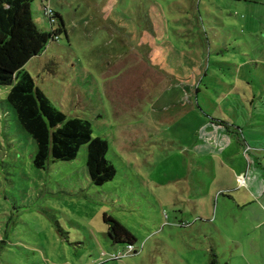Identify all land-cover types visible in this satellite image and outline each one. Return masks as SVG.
<instances>
[{
  "label": "rangeland",
  "instance_id": "rangeland-1",
  "mask_svg": "<svg viewBox=\"0 0 264 264\" xmlns=\"http://www.w3.org/2000/svg\"><path fill=\"white\" fill-rule=\"evenodd\" d=\"M47 6L66 32L24 68L57 109L92 124L116 176L91 183L87 146L74 161L37 169V145L7 102L11 87H2L0 264H242V247L250 262L264 264V228L240 230L251 227L253 210L240 215L225 203L248 199L249 175L264 191V95H254L264 76L253 65L234 67L238 49L224 42L229 30L219 29L224 40L213 41L211 26L231 24L223 2ZM32 15L45 32L60 26L45 17L41 0ZM234 152L241 155L230 162ZM231 163L246 172L245 189L234 195L221 191ZM107 212L137 238L136 252L111 241Z\"/></svg>",
  "mask_w": 264,
  "mask_h": 264
},
{
  "label": "trees",
  "instance_id": "trees-1",
  "mask_svg": "<svg viewBox=\"0 0 264 264\" xmlns=\"http://www.w3.org/2000/svg\"><path fill=\"white\" fill-rule=\"evenodd\" d=\"M35 1L0 0V89L11 87L7 102L21 128L37 145L33 157L37 169H46L50 162L74 161L80 149L87 146L90 181L94 186H103L116 176V168L106 159L107 142L93 138L92 124L88 120L68 117L57 109L24 68L31 59L42 55L50 42H57L66 32L60 15L54 10L51 17L45 14L49 0H41L44 15L52 26L57 20L60 26L51 33L41 30L33 20ZM103 220L113 243L132 246L136 252L137 238L126 226L108 212L103 214Z\"/></svg>",
  "mask_w": 264,
  "mask_h": 264
},
{
  "label": "crops",
  "instance_id": "crops-1",
  "mask_svg": "<svg viewBox=\"0 0 264 264\" xmlns=\"http://www.w3.org/2000/svg\"><path fill=\"white\" fill-rule=\"evenodd\" d=\"M220 1L223 2L222 13L224 14V16L232 20L231 24H229V22L227 24L224 23L222 27L211 26V30L214 31L213 41L217 42L220 39L224 40L219 34V29H221L222 31L229 30L230 40L228 42V40H226L225 38L224 42L226 48L232 49L233 46L235 49H238L236 55L237 57H239V59L234 60L236 62V64H234V67H240V69H242L243 67H247L248 65H253L256 71H260L264 76V0ZM229 49L227 51H230ZM238 72L240 73V71ZM243 78L246 85L251 86L250 82L248 81V72L243 76ZM199 88H196L197 92L200 90ZM191 91H194L193 88H191ZM259 93H262V95H260ZM187 94V90L181 89L179 97L184 98V96H186ZM254 95L255 97H257L258 95L263 97L264 82L262 83L261 91H255ZM238 155H241L240 152H234L230 154L228 157L229 161L234 162ZM230 165L231 168L227 171V175L230 178V183L227 181L224 186H221V191H226L229 194L231 193L232 195H234L235 193L242 192L245 189V187H241L239 182H245L244 178L242 177L246 172L243 169L233 166V163H231ZM250 178V175L248 176V178H246L247 188L245 189V193L248 194V199L245 196L235 198L231 197L225 202L235 207L238 210L237 213H239L240 215L246 209L253 210V212L247 215V217L251 216V219L254 221H251V227H247V225L244 224L245 226L240 229L242 232H245V230L247 229L249 230V228H252L249 230V232L264 228V202L262 201V199L264 198V191L261 189L263 184L261 179L257 180L251 178L250 180ZM249 180L251 182L250 186L248 185ZM255 181L257 183L256 185ZM232 183H235V185H233ZM92 234H95V230H92ZM99 243L103 245L101 241ZM241 250L242 254L240 257L244 259L242 261L244 263L242 264H255L253 262H250L247 256H245L246 250L244 249V247H242ZM106 254V252H102L101 256Z\"/></svg>",
  "mask_w": 264,
  "mask_h": 264
},
{
  "label": "built area",
  "instance_id": "built-area-1",
  "mask_svg": "<svg viewBox=\"0 0 264 264\" xmlns=\"http://www.w3.org/2000/svg\"><path fill=\"white\" fill-rule=\"evenodd\" d=\"M45 14L47 16L51 17L53 15L52 9H50L49 7H47ZM127 249H128L129 252L133 251V247L132 246H128Z\"/></svg>",
  "mask_w": 264,
  "mask_h": 264
}]
</instances>
